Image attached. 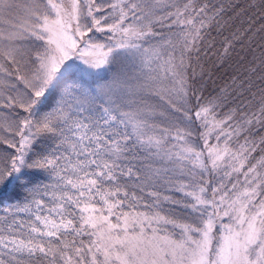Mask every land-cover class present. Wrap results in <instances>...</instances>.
I'll use <instances>...</instances> for the list:
<instances>
[{
    "label": "rangeland",
    "instance_id": "374dc122",
    "mask_svg": "<svg viewBox=\"0 0 264 264\" xmlns=\"http://www.w3.org/2000/svg\"><path fill=\"white\" fill-rule=\"evenodd\" d=\"M147 2L0 0L5 61L35 56L36 44L44 50L27 89L0 67V193L23 173L36 136L26 116L42 107L50 85L66 75L104 77L112 63L115 74L98 100L140 149L138 189L146 196L127 207L117 198L96 205L68 189L66 205L55 194L50 202L37 195L6 206L0 264H264L262 159L243 171L242 153L218 141L214 130L201 134V149L193 142L185 73L157 37L147 41L150 18L141 13ZM78 91L68 92L71 112L85 106ZM104 153L112 161L97 157L100 167L121 156L115 145Z\"/></svg>",
    "mask_w": 264,
    "mask_h": 264
},
{
    "label": "trees",
    "instance_id": "16d2710c",
    "mask_svg": "<svg viewBox=\"0 0 264 264\" xmlns=\"http://www.w3.org/2000/svg\"><path fill=\"white\" fill-rule=\"evenodd\" d=\"M144 7L147 10L141 13L150 18L147 41L157 37L164 45L162 52L173 55L171 60L185 73L186 121L193 142L201 149V134L214 130L218 141L242 153L243 171L260 158L264 165V0H148ZM134 14L130 12L125 20ZM36 45L35 56L17 52V61H5L0 51L3 76L20 89L35 85L30 79L35 78L44 53ZM115 67L110 63L105 76L97 79L66 75L50 85L42 107L26 116L35 141L23 173L8 192L0 193V209L37 195L50 202L57 194L66 205L68 189L96 205L112 198L124 207L131 201L145 203L146 196L138 189L144 177L140 149L98 100ZM72 88L79 90L85 104L73 112L68 97ZM82 134V143H76ZM113 145L121 156L112 166L100 167L97 157L110 163L104 151ZM82 149L88 160L80 154Z\"/></svg>",
    "mask_w": 264,
    "mask_h": 264
}]
</instances>
